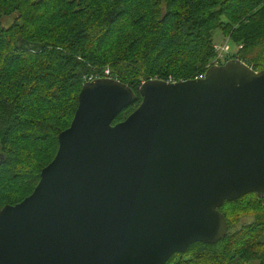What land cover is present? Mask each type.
Returning <instances> with one entry per match:
<instances>
[{
    "label": "water",
    "instance_id": "95a60500",
    "mask_svg": "<svg viewBox=\"0 0 264 264\" xmlns=\"http://www.w3.org/2000/svg\"><path fill=\"white\" fill-rule=\"evenodd\" d=\"M130 89L85 81L31 193L0 209V264H165L227 232L218 208L264 198V69Z\"/></svg>",
    "mask_w": 264,
    "mask_h": 264
},
{
    "label": "trees",
    "instance_id": "16d2710c",
    "mask_svg": "<svg viewBox=\"0 0 264 264\" xmlns=\"http://www.w3.org/2000/svg\"><path fill=\"white\" fill-rule=\"evenodd\" d=\"M0 209L28 196L68 127L81 84L114 79L132 102L148 79L181 81L214 57L212 31L237 59L264 69V0H0ZM218 211L227 223L214 244H190L165 264H264V198L246 194ZM241 217L248 222H238Z\"/></svg>",
    "mask_w": 264,
    "mask_h": 264
},
{
    "label": "rangeland",
    "instance_id": "374dc122",
    "mask_svg": "<svg viewBox=\"0 0 264 264\" xmlns=\"http://www.w3.org/2000/svg\"><path fill=\"white\" fill-rule=\"evenodd\" d=\"M10 20H11V17H2L0 19V22H1L2 26H6V25L9 24ZM211 36H212L211 37V41H212L213 46H217L218 47V46H222V45H227V47L229 48V50H228L229 54L230 53H234L236 49L240 48V46L235 47V46L231 45L228 42L227 37L225 36V34L222 33L221 30H219V29H216V30L212 31ZM211 61H212V59L209 61V63ZM249 219L250 218H248V217H241L237 225H239L240 223L248 222Z\"/></svg>",
    "mask_w": 264,
    "mask_h": 264
},
{
    "label": "built area",
    "instance_id": "2783aa9c",
    "mask_svg": "<svg viewBox=\"0 0 264 264\" xmlns=\"http://www.w3.org/2000/svg\"><path fill=\"white\" fill-rule=\"evenodd\" d=\"M213 49H214V54L215 55L212 58V61L205 66V69L208 68L209 66H212V65H220V64H222L223 62H225V56L227 54H229L228 53L229 48L227 47V45H222V46H218V47L217 46H213ZM103 73H104V77H102V78H107L106 77L107 74H108L107 71H104ZM203 73L202 74H199V75H196L192 79H201L203 77ZM97 78L98 77H95L93 79H97ZM93 79H90L89 78L87 81H90V80H93ZM181 81H184V80H181ZM166 82H168V83H175L176 81H173L171 79H168Z\"/></svg>",
    "mask_w": 264,
    "mask_h": 264
}]
</instances>
